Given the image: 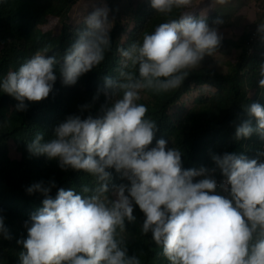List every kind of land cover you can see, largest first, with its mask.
I'll use <instances>...</instances> for the list:
<instances>
[{
  "label": "clouds",
  "instance_id": "1",
  "mask_svg": "<svg viewBox=\"0 0 264 264\" xmlns=\"http://www.w3.org/2000/svg\"><path fill=\"white\" fill-rule=\"evenodd\" d=\"M150 5L166 19L127 47H117L116 75L104 78L91 102L57 122L47 139L37 131L28 142L33 155L54 159L63 170H82L93 184L79 191L59 187L54 196V179L26 187L43 199L23 221L26 235L16 239L22 246L16 264H142L121 235L137 222L136 206L143 213L140 233L150 234L168 264H264V143L255 157L225 151L212 154L210 167L186 168L181 148L163 137L153 143L157 120L139 102L144 93L180 88L191 70L219 49L223 33L216 25L222 20L209 24L188 11L194 0H150ZM110 11L107 3L94 4L62 56L37 50L0 76V93L15 98V112L47 98L58 77L64 85L74 84L105 61L113 41ZM251 29L254 42L264 41V23ZM257 76L264 95V61ZM101 91L105 103L93 115ZM181 100L173 111L188 108ZM242 107L247 118L237 125L235 138L256 133L264 141V105L252 101ZM113 172L122 182H112ZM5 221L0 215V239L10 240Z\"/></svg>",
  "mask_w": 264,
  "mask_h": 264
},
{
  "label": "trees",
  "instance_id": "2",
  "mask_svg": "<svg viewBox=\"0 0 264 264\" xmlns=\"http://www.w3.org/2000/svg\"><path fill=\"white\" fill-rule=\"evenodd\" d=\"M79 1L84 0H6L0 4V76L17 68L37 50L48 48L49 55L62 56L76 38L77 29L83 27V19L76 21L69 15ZM104 1L111 9L109 17L113 22L110 31L112 50L106 54L104 62L71 85L62 84L58 77L47 98L26 101L29 107L22 112H15L17 101L14 97L0 93V215L6 217L5 222L12 233V239H0V264H16L22 247L16 239L26 235L23 221L42 206L43 194H29L26 191L28 185L54 179L56 187L51 191L54 196L59 187L79 191L84 184L90 187L93 184V178L82 170H63L56 160L33 155L27 149L28 142L37 131H42L47 139L57 122L67 114L79 112L80 105L91 102L97 90L103 89L104 78L116 75L120 59L117 47H127L142 37L143 32L154 30L166 19L155 12L150 0ZM213 4L212 0H194V7L188 11L206 17L209 24L222 20L216 26L223 33V40L214 53L228 56V71L221 72L209 65L198 66L191 70L180 88L161 94L147 92L139 101L148 106L147 115L157 120L158 131L153 143L163 137L170 147L181 148L186 168L210 167L212 154L225 151L244 152L250 158L255 157L264 143L256 133L239 140L235 138L237 125L247 118L242 105L252 101L264 105V95L256 83L258 65L264 61V41L254 42L249 26L236 32L233 17L215 12ZM202 12L206 16H202ZM257 12L264 23V0ZM178 14L176 11L173 15ZM50 20L55 21L53 28L48 26ZM225 31H230L231 36H225ZM192 89L197 91L194 104L173 111L182 95ZM104 103L105 96L101 91L90 109L92 114H99ZM112 182H122L115 172ZM134 214L137 222L128 224L121 234L129 253L138 255L142 264H168L150 234L140 233L143 213L138 206L134 208Z\"/></svg>",
  "mask_w": 264,
  "mask_h": 264
},
{
  "label": "rangeland",
  "instance_id": "3",
  "mask_svg": "<svg viewBox=\"0 0 264 264\" xmlns=\"http://www.w3.org/2000/svg\"><path fill=\"white\" fill-rule=\"evenodd\" d=\"M101 2L106 3L104 0H84V1H79L77 2L71 12L69 13V15H71V17L73 19H79V18H83L88 11H91L93 8V5H99L101 4ZM253 16L252 18H250L251 20L253 19V17L255 16V13H252ZM109 20L111 21V18L109 17ZM261 21V15L258 13L257 14V22L259 23ZM48 26L50 28H53L55 26V21L54 20H50L47 22ZM249 28H253L252 22L248 25ZM243 28L242 25H236V32L240 31ZM249 29L251 31L256 30V29ZM225 36H231V32L225 31ZM227 60H228V56L225 54H221V53H213L211 56L206 55L205 58L203 59V61L201 62V64L199 66L202 65H209V66H214L217 67L221 72H226L228 71V64H227ZM197 95V91L192 89L190 90L188 93H186L183 96V99L181 100V104H185L187 107L191 106L194 104V99L195 96Z\"/></svg>",
  "mask_w": 264,
  "mask_h": 264
},
{
  "label": "crops",
  "instance_id": "4",
  "mask_svg": "<svg viewBox=\"0 0 264 264\" xmlns=\"http://www.w3.org/2000/svg\"><path fill=\"white\" fill-rule=\"evenodd\" d=\"M260 6L261 0H230V2L225 5L213 4L212 8L215 12L232 16L235 25L248 26L251 22L252 25L256 24L257 11H260ZM253 12L255 16L251 20L250 18H252ZM259 23L263 22L260 21Z\"/></svg>",
  "mask_w": 264,
  "mask_h": 264
},
{
  "label": "built area",
  "instance_id": "5",
  "mask_svg": "<svg viewBox=\"0 0 264 264\" xmlns=\"http://www.w3.org/2000/svg\"><path fill=\"white\" fill-rule=\"evenodd\" d=\"M255 35V34H254Z\"/></svg>",
  "mask_w": 264,
  "mask_h": 264
}]
</instances>
